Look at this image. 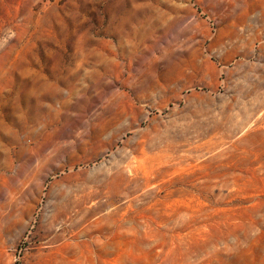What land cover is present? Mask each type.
I'll list each match as a JSON object with an SVG mask.
<instances>
[{"label": "rangeland", "instance_id": "1", "mask_svg": "<svg viewBox=\"0 0 264 264\" xmlns=\"http://www.w3.org/2000/svg\"><path fill=\"white\" fill-rule=\"evenodd\" d=\"M0 264H264V0H0Z\"/></svg>", "mask_w": 264, "mask_h": 264}]
</instances>
